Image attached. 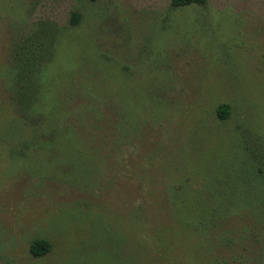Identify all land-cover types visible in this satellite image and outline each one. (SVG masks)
I'll list each match as a JSON object with an SVG mask.
<instances>
[{"label": "rangeland", "instance_id": "obj_1", "mask_svg": "<svg viewBox=\"0 0 264 264\" xmlns=\"http://www.w3.org/2000/svg\"><path fill=\"white\" fill-rule=\"evenodd\" d=\"M43 27L44 134L11 101ZM258 139L264 0H0V264H264Z\"/></svg>", "mask_w": 264, "mask_h": 264}, {"label": "trees", "instance_id": "obj_2", "mask_svg": "<svg viewBox=\"0 0 264 264\" xmlns=\"http://www.w3.org/2000/svg\"><path fill=\"white\" fill-rule=\"evenodd\" d=\"M89 1L93 2L95 0ZM206 2L207 0H170L173 8L204 5ZM77 20L78 16L73 14V24ZM39 33L41 36H39ZM39 33L34 37V40L31 39L24 45L18 58L15 60L12 70L15 77L16 90L11 101L15 102V111L20 119L26 125L44 134L40 123L44 121V118L45 121L51 118V114L53 113L47 114L46 105L40 103V100L43 98V91H45V85L42 84V76L45 65L53 58L57 34L55 31L49 30L48 27L40 30ZM229 113L230 107L227 104L219 105L216 110L217 118L220 120H226ZM50 141L48 140L47 143ZM253 144V147L245 145L244 151L246 156L250 157V162H247L257 170L262 179L264 177V144L260 140ZM50 249L51 246L48 241L37 239L30 246V254L34 258H40L46 255Z\"/></svg>", "mask_w": 264, "mask_h": 264}]
</instances>
